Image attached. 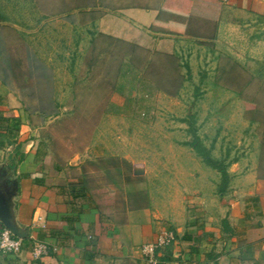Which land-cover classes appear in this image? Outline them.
I'll list each match as a JSON object with an SVG mask.
<instances>
[{
    "label": "crops",
    "instance_id": "obj_1",
    "mask_svg": "<svg viewBox=\"0 0 264 264\" xmlns=\"http://www.w3.org/2000/svg\"><path fill=\"white\" fill-rule=\"evenodd\" d=\"M196 1L205 4L200 8L212 25L209 35L177 28L173 9ZM78 12L87 30L83 34L89 35L84 39L121 43L129 51L137 47L149 60L157 53L179 58L180 89L198 72L193 44L202 46L210 66L211 57L218 58L220 76L212 86L221 88L225 81L221 74L243 71L237 57L243 56L247 39L264 29V0H91L78 6ZM184 60H190V67ZM131 72L129 65L125 73ZM141 79L131 87L139 90L138 100L152 122L144 125L150 130L138 133L134 148L125 144V136L120 135L114 145L113 136L99 130L82 148L58 144L45 132L32 131L18 110H4L0 97V113L20 119L23 128L4 143L0 138V185L9 190L13 181L18 182L12 199L14 224L28 233L20 254L0 251V264H150L142 249L156 244L164 230L172 232L174 240L157 249L158 264H264V155L231 165L233 170L246 171L230 180V191L193 194L186 208L175 207V199L157 189L152 169L182 168L180 157L163 160L147 154L157 153L162 144L169 152H183L177 142L163 140L174 134L155 129L163 121L160 115L172 123L173 114L156 113L151 118V107L161 99L173 104L178 97L163 96L150 79ZM131 99L115 95L113 100L123 105ZM13 100L8 98L10 106ZM190 181L194 184L195 178ZM3 227L0 222V232ZM38 242L47 243L49 252L34 260L31 252Z\"/></svg>",
    "mask_w": 264,
    "mask_h": 264
},
{
    "label": "rangeland",
    "instance_id": "obj_2",
    "mask_svg": "<svg viewBox=\"0 0 264 264\" xmlns=\"http://www.w3.org/2000/svg\"><path fill=\"white\" fill-rule=\"evenodd\" d=\"M89 2L0 0L1 107L18 110L29 121L32 131L45 132L58 144L69 142L74 149L90 144L97 130L113 136L114 145L123 135L125 144L134 148L139 142L138 133L150 130L144 125L152 121L138 100L139 90L131 86L147 77L160 92L161 87L171 92L175 88L163 80V68L158 62L150 65L144 53H137L136 58L143 61L137 65L121 43L84 39L89 35L83 34L87 30L78 6ZM201 6L205 8L202 1L191 5L179 3L178 9H173L178 16L177 28L198 36L211 34L212 25L206 23ZM210 6L213 11L214 6ZM263 43L264 29L247 39L243 56L237 57L242 61L243 71L223 72L221 80L224 77L225 81L221 82V88L212 86L220 76L216 71L218 58L211 57L210 66V58L204 56L202 46L193 44L194 67L198 71L194 79L192 76L189 85L172 96L178 97L176 103H167L165 98L151 107V118L156 113L173 114L172 123L160 115L163 121L159 120L155 129L174 134L163 140L177 142L183 150L169 152L162 144L157 153L147 154L163 160L168 156L180 157L182 168L152 169L157 174V189L171 195L175 207L186 208V200L193 194L220 192L226 182L221 168L228 174L226 191H230V180L246 171L233 170L231 165L243 159L255 161L261 153L264 155ZM189 63L190 60H184L185 66ZM129 65L132 72L126 74ZM115 95L132 99L121 105L113 100ZM10 96L16 99L12 107L8 104ZM198 146L205 148L221 168L209 167L199 156ZM124 173L127 175L128 170ZM191 177L195 178L194 184L190 183ZM203 178L217 184L208 185Z\"/></svg>",
    "mask_w": 264,
    "mask_h": 264
},
{
    "label": "trees",
    "instance_id": "obj_3",
    "mask_svg": "<svg viewBox=\"0 0 264 264\" xmlns=\"http://www.w3.org/2000/svg\"><path fill=\"white\" fill-rule=\"evenodd\" d=\"M130 52H131L130 57L132 58V62L136 63L137 65L138 64L140 65L143 61L142 60L139 61L136 58V56H137V53H142V51H140L137 47H132V50ZM157 62L160 65V67L163 68V78L165 77V79H163V80H165V82L167 81L168 82L167 84H170V86H169L170 88H175L174 92H171L169 89H166L163 87H161L160 90L169 96H175L180 89V84L182 81V77L180 76V73H179V69L181 67L180 59L175 57V56H172V55L157 53L156 55H154V57L152 59L149 60V63H150V65L154 66L157 64ZM148 67L149 66L146 67V71H147ZM21 124L22 123H21L20 119H8V118L3 117L2 113H0V133L6 132L5 137L0 136V138L2 140L1 143H4V140L7 139V136L10 135L11 133H19ZM192 145H194V144H192ZM197 152H198L199 156L202 157L203 161L209 167H214L216 169L221 168V166L217 165V162L210 156V153L205 148L198 146ZM220 170L224 175V179H226L224 187L220 191V192L224 193L226 191V188H227L228 183H229V180L227 178L228 174H227V172H225L223 170V168H221ZM82 190H84V189H82ZM183 239L188 240L189 237L184 236ZM23 241H25V240H23Z\"/></svg>",
    "mask_w": 264,
    "mask_h": 264
},
{
    "label": "built area",
    "instance_id": "obj_4",
    "mask_svg": "<svg viewBox=\"0 0 264 264\" xmlns=\"http://www.w3.org/2000/svg\"><path fill=\"white\" fill-rule=\"evenodd\" d=\"M174 240L172 232L164 230L160 233L156 244L146 245L143 247L142 252L146 260L150 264H158L156 259V251L159 247L168 244ZM23 247V240L16 237L9 229L3 227L0 232V251L6 255H18L21 253ZM49 246L47 243L38 242L34 245L31 252L34 260L40 259L42 256L47 255Z\"/></svg>",
    "mask_w": 264,
    "mask_h": 264
},
{
    "label": "water",
    "instance_id": "obj_5",
    "mask_svg": "<svg viewBox=\"0 0 264 264\" xmlns=\"http://www.w3.org/2000/svg\"><path fill=\"white\" fill-rule=\"evenodd\" d=\"M18 182L15 180L9 190L5 189L4 185H0V222L3 226L9 229L16 237L26 239L27 232L19 229L14 224L12 213V199L17 194Z\"/></svg>",
    "mask_w": 264,
    "mask_h": 264
}]
</instances>
